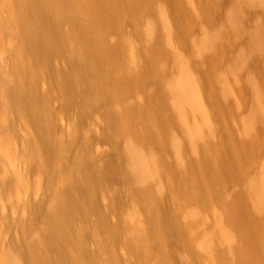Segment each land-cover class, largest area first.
<instances>
[{
	"label": "bare ground",
	"instance_id": "bare-ground-1",
	"mask_svg": "<svg viewBox=\"0 0 264 264\" xmlns=\"http://www.w3.org/2000/svg\"><path fill=\"white\" fill-rule=\"evenodd\" d=\"M149 1L0 0V187L5 189L4 191L10 197L3 203L5 206L26 208L24 210L29 212L27 219L20 220L19 218L17 221L16 226H19L20 236L17 240L10 241L8 253V250L2 251L0 264H102V262H110L111 255L108 247H100L96 251H91L88 247L89 240L94 236L99 237L103 233L111 232V236L107 239H112L124 231L120 224H107L106 217L98 204V197L104 195L103 193H110V190H113V195L116 190H125L129 194L126 197H130L141 212L136 213L138 215H136L135 234L127 238L125 244L127 251L133 253L138 260V264H146L150 260H154V264H170L168 247L171 244L177 247L185 241V226L177 223L175 217L168 215L165 211L159 213L158 208L162 205L163 197L160 192L155 193L152 188L153 180L161 178L165 171L177 174L178 171L184 169L195 173V165L191 159L180 164L179 167L165 159L169 142L167 144L163 139L164 133L168 126L177 124L179 118L175 112L167 108L158 82L161 78L155 62L159 51L158 42L147 43L138 48L132 54L130 64L123 66L124 43L120 40L121 37L114 42L108 40L109 34L120 30L121 25L126 21L132 22L134 16L146 8L145 5ZM236 2L233 11L225 20L227 26L232 29L227 27L228 30L238 34L236 29L243 25L242 13L246 12L244 9L254 11L258 16V22H256L257 25L254 24L255 29L247 30L251 31L249 35L245 31L248 35L245 44L249 46L247 49L264 52V0H236ZM169 3L171 5L169 12L174 17L172 21L174 28L177 23H183L181 21L184 14L180 13L172 2ZM162 22L159 21L158 26L164 25ZM186 23L185 30L188 25ZM154 24L151 25L149 31L156 38L159 27ZM167 29L166 34L169 31ZM234 29L235 32H233ZM225 32L227 33L226 30H222L221 33ZM241 32L244 34L243 30ZM217 41L218 37L214 36L213 40L206 43V47L214 51ZM211 54L206 56L207 61L212 56L215 57ZM56 59H64L65 62H63L66 64L63 70L54 66ZM106 59H113V64L106 65ZM201 71L203 73L205 69ZM44 72L48 75L46 76L48 79L45 78L49 80L50 93L55 90L62 101L63 109H69L80 98L79 101L82 99L84 107L86 105L101 116L103 126L97 132L99 133L98 138L102 143L106 142L110 146L107 157L105 154L104 156L100 154L106 157L105 159L102 157V160H98L90 157L91 155L88 156L87 145L89 143L83 142L88 138L81 137L80 142H77L81 150L80 155L74 161L70 157L71 160H69L64 155L67 153H64L66 144L64 142L57 144L53 140V124L47 123L45 118H37L35 110L38 106L35 108L34 104L40 102L42 98L51 96L48 93L40 96L37 92L38 81L42 76L38 74ZM261 72L264 76V71ZM186 78L183 77L178 84L177 99L181 102L179 108L188 100L193 112L204 114L205 105H202V92L198 91L200 87L197 88L193 81ZM134 84L143 87L142 89L147 85L149 87L152 85V90L147 93L149 102L146 106L148 107L145 106L140 112L136 111L134 105L114 108L116 103L124 104L126 94ZM45 86L47 87V84ZM260 94L261 91L258 95ZM59 97L56 98L57 101L60 100ZM153 97L158 100L151 105ZM146 108H149L147 112H150L152 119L146 118ZM135 112L139 113L134 115ZM183 116H185L184 112ZM260 127V130L264 129V120L261 121ZM192 130L191 134L196 138L201 134L199 125H195ZM34 134L39 138L38 143L35 142ZM125 136L128 137V144L122 147L120 140ZM73 141L77 140L73 139ZM68 142L71 143V141ZM245 144H242L244 151L253 150L252 145ZM173 146L182 152L185 148L181 141H176ZM43 150L51 152L50 155L53 153L54 156L55 153L58 154L56 156L63 155L62 158L60 157L61 163L53 168L48 160L41 156ZM59 153L62 154L59 155ZM218 162L221 166L219 171L214 170L206 158L200 159L199 168L203 172L205 181L211 185L221 184L226 177L231 175L230 169L235 170L239 167L236 160L225 151ZM55 179L59 186L53 190L51 183H54ZM255 191L259 193L257 200L258 207H261L262 201L264 205V180L260 188H256ZM38 195L41 196L40 203H43V206L32 208L29 202L36 198L35 201L38 203L40 201ZM121 196L120 192V196L117 195L120 198L117 200L120 201ZM240 197L238 196L231 203L230 216L233 223L241 227L238 228V234L243 240L245 250L234 248L233 251L237 253V260L243 262L251 257L249 254L253 253L254 243L251 241V230L254 225H257L259 219L255 214L256 217L248 213L246 204ZM115 198H113L114 202ZM120 207L119 209H122L123 206ZM112 208L116 210V207L112 206ZM91 217L94 219L93 225L90 223L92 222ZM123 235L128 234L123 233ZM122 236L121 240L126 238L124 236L122 239ZM204 247L211 264H225L221 252L215 251L211 244H205Z\"/></svg>",
	"mask_w": 264,
	"mask_h": 264
},
{
	"label": "rangeland",
	"instance_id": "rangeland-1",
	"mask_svg": "<svg viewBox=\"0 0 264 264\" xmlns=\"http://www.w3.org/2000/svg\"><path fill=\"white\" fill-rule=\"evenodd\" d=\"M169 2L177 6L179 12L184 14V16L186 14L185 18L183 16V20L181 19L183 23L179 22L176 24L175 22L177 26L174 25V28L172 27V24H174V22L172 23L174 17L171 12H169L171 11ZM236 3V0H150L149 3L145 5L146 8H144L145 6L143 7L145 10H140L141 13L138 12L137 15L134 16V22L130 20L126 21L121 25L122 28L120 27V30L109 34V42L119 40L121 37L120 40L124 43V53L122 54L123 66H128L130 64L132 54H134L138 48L143 47V45L147 43L158 42L159 51L161 50L160 52L158 51V55L155 57V60H157L155 62L161 77L158 82L163 97H165L164 102L167 108L175 112L179 118V122L171 127L168 126V129L164 133L163 139H165L167 144L169 142V148L165 154V159L178 167L180 164L188 160L190 161V159L195 165V173L187 172L184 169H181L180 172L178 171L177 174L171 171H165L162 175L163 178L161 177L153 180V191L155 193L160 192L163 197L162 205L158 208L159 213L161 214L162 211H165L168 215L174 216L176 222L183 224L186 228L185 241L178 244L177 247L172 244L168 247L167 251L170 253L171 258L170 264H211L208 255L204 251L205 244H211L215 251L221 252L225 264H264V209H262L264 205L262 201V206L258 207L259 203L257 198L259 193L255 191L256 188H260L264 180V129L260 130L261 121L264 120V82H262V80L264 81V76L262 75L263 72H261L264 71V52L254 49L250 50V48L247 49L248 45L245 44L247 36L251 33V31L248 32L247 30H253L255 27L254 24L258 22V16H256L257 14L254 13V11L244 9L246 12L243 11L244 13H242V23L244 26L240 25L239 29L241 31L243 30L244 34L245 31L248 33V35L247 33L245 34L246 37L239 29H236L238 34L232 33V29L227 26L225 20L233 11L232 9L236 6ZM159 21L164 22H162L164 25L160 23L163 27L161 25L158 26ZM184 21L188 24L186 30ZM153 24L159 27L156 38L153 37L149 31ZM227 27L231 30H228ZM165 28L171 29H167V31L169 30L168 34L165 32ZM177 30H179V32ZM222 30L227 31V33L225 32L226 34L224 33L227 37L221 33ZM233 32H235V29ZM239 32L243 35H239ZM219 34L221 35L220 38ZM214 36L218 37L217 42L220 44L216 42L214 51L213 49L210 51L211 49L206 47V43L213 40ZM222 36L224 37L223 39ZM137 45L139 46L136 47ZM244 45L246 47H243ZM216 49H218V51ZM127 54L129 59L127 58ZM208 54L215 55V57L212 56L207 61L205 58ZM248 56H251L253 59L251 57L248 58ZM106 60V65L113 64V59ZM56 61H54V66L57 69L63 70L66 64H64V59H56ZM61 61L64 62L62 63ZM262 62L263 64L261 65ZM201 69H205V72L202 73ZM43 74H45V76ZM43 74H38V76H42H40L38 81L37 92H39L38 94L40 96H45L47 93L49 95L51 94V96H49V98L40 99L39 101L41 103L37 102V104H34L35 108L38 106L36 108L37 110H35V115L37 118H45L47 123L53 124H51L52 135L54 137L53 140H55L57 144L63 142L66 144L64 153H67L64 155L67 156L69 160H76L81 153L79 143L77 142H80L79 139H81V137H85V139L88 138V140L83 142L89 143L87 145L88 156L91 155L90 157L98 160L101 159L104 154L107 157V153L110 152V146L106 142L102 143L98 138L99 133H97L103 126V119H100L101 116L94 110L89 109L86 105L85 108L84 103L82 104V99L80 100L81 102L79 101L80 98L77 99V102L69 109H63V106H61L62 101L55 90L50 93V87H48L49 80H46V76H48L46 75L47 73L44 72ZM183 77H188L186 79L193 81L194 84L197 85V88L200 87L198 91L199 93L202 92V105H205V107H203L205 110L204 114L193 112L188 100L183 103L184 107L181 106L179 108V103L181 102H178L180 99H177V94H179L178 84L183 80ZM46 81L47 83H45ZM260 82L263 83V85ZM45 84H47V87ZM46 88H48V90H46ZM130 88V91L126 94L124 104L116 103V106L114 105L113 107L119 109L122 105H134L135 109H137L136 111L139 110L140 112L148 105L147 93L152 90V85H150V87L147 85L146 88L142 89L143 87L134 84V86L132 85ZM260 91L261 94L258 95ZM56 96L59 97L60 100L57 101ZM153 98L154 100L152 99L151 105H154L158 100L156 97ZM82 108H84L85 111L82 110ZM148 109L149 108L145 109V113ZM182 111L185 113V116H183ZM139 112H135L134 115ZM200 115L202 117H200ZM146 118L152 119L150 112L146 113ZM195 125L201 127V134L198 135L197 138L191 134ZM34 139L35 142H37L39 138L34 134ZM73 139L77 141H73ZM127 139V136L121 138L120 144L122 147L128 144ZM68 141H71V143ZM176 141L184 143L185 148L183 152L173 146V143ZM245 143L250 146L252 145L251 147H253V150L244 151L242 149V144L244 145ZM211 150H213V152ZM45 151H41V156L47 159L48 163H50L53 168L61 163L63 155L60 154L62 153H59L60 156H56L58 155L57 153H55L54 156L53 153L52 156L50 155L51 152ZM224 151L236 160L239 165L237 168L238 170H234V168L230 169L231 175L226 177L224 182L211 185L205 181L203 172L199 168L201 165L200 159L206 158L210 165L214 167V170L219 171L221 166L218 161ZM105 158L103 157L102 159ZM158 180H160V182ZM57 184L58 181L55 179L54 183H51V188L57 189L59 186V184ZM4 190L3 188L0 189V256L1 253H3L2 251L8 250V253L9 244L19 238L20 229L19 226H16L19 218L20 220H25L29 216V212L24 210L26 208H22L23 211L21 208H9L3 204L10 198L9 194ZM122 191L124 192L125 190L121 189V191L116 190L117 193L114 192L116 198L112 193L113 190L109 191L111 194L106 192L103 193L104 195H100L101 197H98V204L106 217L107 224H120L125 231L120 232L117 237L112 239H107L111 236V232H109L107 234L103 233L99 237L94 236L89 240L88 247L91 251H96L104 246L108 247L111 261L102 262V264H138V260L133 253L129 250L127 251L125 244L126 239L135 234L136 215L141 212L132 199L130 197L127 198L129 194L126 193V191L124 193ZM120 192L122 196L119 201L117 198L119 199L120 197H117V195L120 196ZM192 193L194 195H192ZM238 196H241L240 198H242L246 204L248 213L252 216L256 215L259 219L257 225H254L251 230V241L254 243L252 249L253 253L249 254L251 257L243 262L237 260V253L233 251L234 248L239 250L244 249L243 240L238 234V230L241 227L239 228L238 225L233 223L230 216L231 203L234 202ZM38 197H40V200L41 196L38 195ZM113 198H115V202ZM35 200L36 198L31 201L29 200L32 208H37L40 205L43 206V203H40L41 200L38 203ZM129 200L131 201L129 202ZM124 202H126L127 205L126 203L124 205ZM115 203L119 204L115 205ZM110 205L116 207V210L115 208L113 209L112 206L110 207ZM120 206H123L122 209H119ZM26 212L28 213L26 214ZM90 220L92 221L90 223L93 225L94 219L91 217ZM245 225L246 223L244 226ZM123 233H127L128 235L122 236ZM121 236L122 239L125 236V240H121ZM151 263L154 264V260H150L146 264Z\"/></svg>",
	"mask_w": 264,
	"mask_h": 264
}]
</instances>
